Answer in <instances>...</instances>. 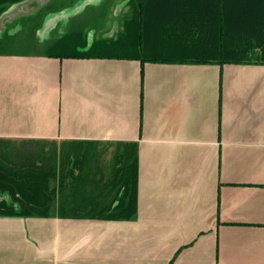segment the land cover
Wrapping results in <instances>:
<instances>
[{
  "label": "crops",
  "instance_id": "obj_1",
  "mask_svg": "<svg viewBox=\"0 0 264 264\" xmlns=\"http://www.w3.org/2000/svg\"><path fill=\"white\" fill-rule=\"evenodd\" d=\"M127 2L23 0L0 15V156L57 149L66 170L24 158L17 175L36 195H58L61 178L71 196L76 156L83 172L93 162L73 150L106 148L109 171L87 176L120 170L136 189L130 220L62 218L57 203L45 218L0 217V264H264V65L141 66L93 46L116 39ZM92 13L106 27L89 35ZM25 37L30 49H13Z\"/></svg>",
  "mask_w": 264,
  "mask_h": 264
},
{
  "label": "trees",
  "instance_id": "obj_2",
  "mask_svg": "<svg viewBox=\"0 0 264 264\" xmlns=\"http://www.w3.org/2000/svg\"><path fill=\"white\" fill-rule=\"evenodd\" d=\"M20 1L23 0H0V15ZM94 44L128 51L123 57L138 60L141 66L144 63L264 65V0H128L123 28L116 39ZM3 54L10 53L0 44V55ZM80 54L78 58L85 56ZM76 157L74 165L81 176L71 178V196L62 195L68 191L62 189L65 181L61 178L58 195L55 192L36 195L37 182L34 176L28 179L32 174L24 177L10 173V187L18 188L20 195L11 202L0 200V217L45 218L52 215L50 209L55 202L59 208L56 214L62 218L116 221L134 217L136 189L117 180L120 170L112 172L104 182L93 181L80 197L75 194L77 183L85 185L89 181ZM24 185L30 193L21 191ZM66 202L72 205L70 211H63ZM73 208H79L80 212L72 211Z\"/></svg>",
  "mask_w": 264,
  "mask_h": 264
},
{
  "label": "rangeland",
  "instance_id": "obj_3",
  "mask_svg": "<svg viewBox=\"0 0 264 264\" xmlns=\"http://www.w3.org/2000/svg\"><path fill=\"white\" fill-rule=\"evenodd\" d=\"M106 7H104L105 9ZM119 8L116 7L115 9H113V12L114 14H117ZM95 13H92L91 15V19H89V23L87 24L86 28H87V33L89 35L90 34V31L91 32H94V31H103L104 28L106 27V21H103L101 19H97V20H93V16H94ZM117 26H116V23H114V25H112V30H111V34L116 30ZM31 42L29 40L28 37H25L24 39L22 38V41L19 43H15L13 49L15 50H25V49H30L31 47ZM78 49H81V48H78ZM108 51H111L113 52V54H115L116 52H119L117 50V48H112V47H109V48H105ZM103 49H98V50H95L93 49L90 53L91 54H100L104 51H102ZM116 51V52H115ZM35 54V53H33ZM53 54H59L58 52H53ZM112 54V53H110ZM19 146L17 148H15V158L13 160H10V157L7 156H3L1 155L0 156V168H2L3 170L7 171V165H9V168L11 170H14L17 172L16 174H19V171L21 170H24L26 169V166H24L22 164V161L24 158H26L28 160L25 161L24 160V163H28L27 165L30 166V164H33L31 162H33L34 160V157H36L35 159L36 160H40L42 161L44 164H43V168L45 169L46 167L49 168V170L51 169V162L52 160L55 162L58 158L60 159V164L57 165V168H61L62 169H65L66 170V158L63 157L60 155L58 156V151L57 149L54 150V148H50V147H45V148H38V147H34L29 145L30 148L28 147H24V145H21L18 144ZM14 146V145H13ZM65 152V153H68L70 152V150L68 149H61L60 152ZM73 151H76V152H79V153H83V152H86L87 151V157L89 159H91L90 161L93 160L94 163H96L95 161L96 160H101V162H104L105 159L106 160H109V164H105V165H95L93 162H90L89 165H87V173L90 174V175H98V171L99 169L102 170V172H105L107 173V170L109 171L110 169V164H112V157L113 155L110 153V151H107L106 148H90V149H78V150H73ZM10 155V154H9ZM29 157V158H27ZM52 157H54V159H52ZM9 158V160H8ZM32 158V159H31ZM65 158V159H64ZM11 162V163H9ZM36 163V161H35ZM33 167L34 169L36 168V165L33 164ZM9 170V171H11ZM12 173V172H11ZM66 178V176H65ZM3 182H4V178H0V200L4 199V200H7L8 202H11L12 200H14V197L15 196H18L20 195V190H18V188H15L14 185H12V187L8 188V189H5L4 186H3ZM94 182L93 180L89 177V181H86V184L85 185H81V183H77L76 186H75V191H76V195L77 196H81V194L83 195L84 194V190L86 191L89 187H91V185H93ZM13 189V190H12ZM17 190L19 192H17ZM23 193L21 192V195ZM57 203V202H55Z\"/></svg>",
  "mask_w": 264,
  "mask_h": 264
}]
</instances>
